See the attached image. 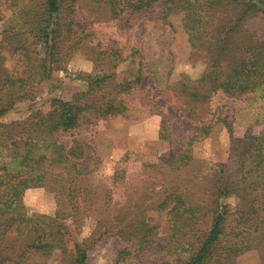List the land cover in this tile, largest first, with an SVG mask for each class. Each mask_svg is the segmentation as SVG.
<instances>
[{
  "label": "trees",
  "instance_id": "trees-1",
  "mask_svg": "<svg viewBox=\"0 0 264 264\" xmlns=\"http://www.w3.org/2000/svg\"><path fill=\"white\" fill-rule=\"evenodd\" d=\"M174 16L183 21L191 47L204 49L211 61L198 79L182 86L186 105L207 102L218 93L240 98L262 91L264 0L0 2V21L5 22L0 117L20 103L35 101L56 66L67 64L78 51L87 47L94 63L91 72L74 74L87 88L71 100L48 98L24 120L0 124V264H91L93 240H77L67 219L80 223L94 211L87 203L90 193L84 180L95 171L79 166L85 157L80 140L68 143L62 136L73 135L86 114L97 119L125 114L129 107L123 96L142 84L140 73L132 80L118 79L117 71L142 50L125 47L118 36L124 30L112 33L106 28L130 18L165 23ZM138 63L142 66L141 60ZM189 111L187 116L195 118L194 109ZM218 122L225 124L231 139L236 180L223 170L226 174L218 177L210 200L199 201L174 188L140 208V218L119 229L114 264H224L227 258L249 253L264 264V124L238 134L232 120L219 117L178 152L159 160L171 175L187 169L194 162L193 145L209 136ZM33 188H49L66 197L72 214H29L23 197ZM231 197L239 199L235 208L226 202ZM156 211L166 212L162 226L154 222ZM207 217L210 223L204 227ZM98 225L107 233L106 224Z\"/></svg>",
  "mask_w": 264,
  "mask_h": 264
},
{
  "label": "rangeland",
  "instance_id": "rangeland-1",
  "mask_svg": "<svg viewBox=\"0 0 264 264\" xmlns=\"http://www.w3.org/2000/svg\"><path fill=\"white\" fill-rule=\"evenodd\" d=\"M10 14L8 11L5 16L8 18ZM4 27L5 22L0 21V39ZM106 29L112 33L124 30L125 34L118 33V36L123 44L126 43L125 47L142 50L141 55L118 68V79L128 77L132 80L140 73L143 81L123 96L129 107L125 114L107 119L86 114L73 135L62 136L68 143L80 140L85 157L79 166L95 171L91 178L84 180L90 193L87 203L95 212H88L80 223L75 218V222L71 217L67 219L77 231L73 234L77 240H93L89 242L91 264H114L119 250V229L128 221L139 219L142 207L154 203L164 192L176 188L196 196L194 198L199 201L200 197L210 200L218 177L226 174L224 171L232 173L231 179L236 180L238 165L223 122H218L209 136L193 145L194 162L187 169L171 175L159 159L178 152L204 125L215 124L219 117L232 120L233 128L240 130L238 134L264 124V88L240 98L218 93L207 102L185 104L182 86L198 79L211 61L204 49L191 47L179 16L165 23L130 18L119 27L111 25ZM90 54L86 47L73 54L67 64H58L49 81L41 84L37 99L18 104L0 117V124L24 120L48 98L71 100L84 91L87 83L74 80L73 76L93 70ZM140 60L142 66L138 63ZM192 108L194 117L204 122L187 116ZM65 199L49 188H33L25 192L23 203L29 214L55 216L60 210L69 216L72 212ZM226 202L235 208L239 199L231 197ZM98 222L107 225V233ZM154 222L164 225L166 212L156 211ZM209 223L207 217L204 227ZM102 233L105 234L102 240L94 241ZM224 264L257 262L255 255L249 253L227 258Z\"/></svg>",
  "mask_w": 264,
  "mask_h": 264
},
{
  "label": "crops",
  "instance_id": "crops-1",
  "mask_svg": "<svg viewBox=\"0 0 264 264\" xmlns=\"http://www.w3.org/2000/svg\"><path fill=\"white\" fill-rule=\"evenodd\" d=\"M53 211H55V209Z\"/></svg>",
  "mask_w": 264,
  "mask_h": 264
}]
</instances>
